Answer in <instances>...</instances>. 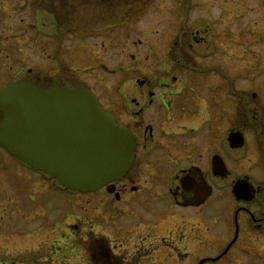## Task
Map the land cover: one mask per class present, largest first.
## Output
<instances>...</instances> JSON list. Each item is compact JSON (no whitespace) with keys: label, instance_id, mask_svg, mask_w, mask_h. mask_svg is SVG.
Instances as JSON below:
<instances>
[{"label":"rangeland","instance_id":"1","mask_svg":"<svg viewBox=\"0 0 264 264\" xmlns=\"http://www.w3.org/2000/svg\"><path fill=\"white\" fill-rule=\"evenodd\" d=\"M14 1L1 0L0 3V85L13 80H30L37 81L35 83L40 86H47L44 83L48 82L49 77L56 76L59 70L55 59L58 55L55 45L58 35L52 37L50 34L53 33L42 32L45 15L40 6L27 9L28 4L25 3L26 10L18 11L11 7ZM68 1L69 8H64L58 19L61 22L68 19L72 29L80 30L65 33L61 40L64 45V74L75 77V81L80 84L88 85L103 103L107 104L108 94L118 93L117 87L120 85L122 91H126L127 86L123 83H135L137 77L155 79L177 76L180 79L175 84L176 88L190 80L189 77H194L196 83L208 85L216 82L217 78L224 80L223 106L226 115L234 107L229 101L232 86L238 92L247 93L246 98L250 103L253 102L256 114L258 109L264 110V24L258 14L257 0H244L242 6L246 4V7H251L250 12L242 10L240 14L235 10L239 0H226L219 5L218 0H193L192 4L189 0H153L142 6L141 3L130 5L132 2L127 4L116 0L111 4ZM46 2L54 5L63 0H45L44 4ZM220 5L225 8L223 14ZM136 8L139 11L134 13ZM86 28L94 29V32H88ZM178 40L179 46L176 44ZM180 46L182 57L185 58V52L187 54L185 66H191V57L202 65L220 63L225 77L217 75L216 69L211 73L199 71L193 75L177 69L172 57L176 51H180ZM60 53L63 54L61 50ZM130 78L132 81H129ZM253 94L256 96L252 97ZM196 98L203 118L207 110L206 103L203 97ZM229 118L227 116L224 126H227ZM190 119L183 118L182 121ZM195 119H198L196 123L199 124L200 117ZM174 129L179 130L177 127ZM186 141L191 144L197 140L193 136ZM245 141L238 150H231L227 146L224 148L226 164L232 172L223 180L225 205L198 212V216L195 213L180 215L174 212L175 208L166 206L158 219V236L162 238L151 244L147 241L138 244L133 239L114 234V228L124 226L127 220L137 222L138 219H129L122 209L119 215L107 209L103 191L70 192L48 176L44 175V179H41L36 176L38 172L26 174V178L16 181L17 207L9 209L6 204L0 208V264H104L85 248L91 227L97 235H107L113 252L124 257L127 264L195 263L194 257L189 255L192 259L185 258V252L196 246V239L177 240L173 228H179L183 221L196 224L203 220L222 219L221 216L218 218L221 210L225 212L233 204L232 179L235 175L249 174L254 178V184L262 181L263 168L258 158L260 149L252 130H246ZM235 156L236 159L233 158ZM17 164L19 161L16 160ZM4 177L0 175V185L8 193L7 182H2ZM24 187H27L25 198L20 196L24 194ZM123 205V209L131 212L145 211L142 204ZM144 205L148 208V204ZM79 219L81 229L75 230L68 225ZM16 224L22 230L21 233L10 229ZM77 241L81 245L76 244ZM168 241L178 242H169L172 244L169 247L165 243ZM176 246L179 247L177 252L173 250ZM254 247L263 250L261 245ZM244 259L245 264L253 263V259ZM244 262L231 258L221 264ZM205 264L220 263L211 261Z\"/></svg>","mask_w":264,"mask_h":264},{"label":"flooded vegetation","instance_id":"2","mask_svg":"<svg viewBox=\"0 0 264 264\" xmlns=\"http://www.w3.org/2000/svg\"><path fill=\"white\" fill-rule=\"evenodd\" d=\"M20 1H14L11 7L20 11L26 10L25 3L28 4L27 9L29 7L37 9V6H40L45 15V20L42 22L44 26L42 32H51L53 33L50 34L52 37L58 35V41L55 43L58 55L55 59L59 66V72L60 69L65 68V60L62 58L64 45L61 44V40L66 35L65 33L80 30L72 29L67 21L68 19L62 22L58 19L63 9L69 8L70 2L63 0L62 3L57 2L52 5V2L44 4L45 0H23L21 3ZM84 1H99L105 4L113 2V0ZM116 1L127 4L132 2L130 5L141 3L142 6L153 0ZM192 1L189 0V3L192 4ZM224 1L226 0H218L217 4H224ZM243 1H238L239 6L235 8L237 14H240L242 10L250 12L251 7H246V4L242 6ZM256 4L259 5L258 14L261 17L262 24H264V0H257ZM220 6L223 14L225 8L223 5ZM134 10V13H136L139 8ZM67 14L69 15L70 12H67ZM48 26L52 27L49 28ZM86 29H88V32H94V29ZM60 50L63 54L60 53ZM197 62L191 57V66H185L186 62L173 60L177 69L183 70L190 75L199 71H209L211 73L216 69L217 75L225 77L224 68L220 67V63L202 65L199 62L197 64ZM62 75L60 79H63L64 84H79V82L75 81V77ZM179 79L177 76H163L155 79L137 77L135 83L134 81L123 83V85L127 86L126 91H122V85H120L117 87L118 93L108 94L106 98L107 104L103 103L98 94L95 93L98 104L105 114L116 124L124 127L134 135L136 143L134 159L130 169L122 177L89 193L103 191L107 209L115 211L117 215L122 209L123 213H127L129 219L139 220L137 222H132V220L128 222L127 220L124 226L114 228L115 235L133 239L138 244H144L145 241L151 244L156 239L160 240L162 238L158 236V230H160L158 219L163 208L173 207L175 208L174 212L180 215L183 213H195V216H198V212L203 213L209 208L225 205L223 180L232 172H230L231 170L226 164L224 148L227 146L231 150L240 149L246 142V130H252L257 137L260 149L258 158L263 168L262 181L254 184L252 182L254 178L249 174L243 176L233 175L232 185L236 180H247L250 190L248 192L240 191L238 197L232 193L233 204L231 209L229 207L225 212L222 209L221 215H218V218L221 216L222 219L203 220L196 224L183 221L179 228L175 227V230L173 228V233L177 240L191 241L192 238L196 239V246H193L192 249L188 247L191 251L185 252L186 256L184 255L187 259L194 257L195 263L193 262V264H205L211 261H218L221 264L230 261L231 258L244 262L246 257L250 260L253 259L252 264H264V112L258 109V114L254 115L251 113L250 115L244 110L242 111L236 88L232 86L229 92V101L234 107L229 109V114L226 115L223 106L225 104L224 80L217 78L216 82L208 85L202 82L196 83L197 81L194 77H189L192 81H185L182 86L180 85V88H176L175 84ZM129 81H132V79L130 78ZM44 84L55 86L59 85V81L52 76ZM86 86L88 87V85ZM196 97H203L206 103L207 110L203 118L200 116L202 110H200L201 106ZM245 102L250 110L256 113V108L252 106L253 102ZM227 116L230 118L227 121V126H224ZM196 117H200L199 124L196 123L198 120L195 119ZM183 118L191 119L182 121ZM173 124L175 125L173 126ZM255 126H258V131ZM174 127L179 130L174 129ZM231 131H240L243 134L244 142L240 147L232 148L229 145L228 134ZM193 136L196 137L197 141L189 144L186 139ZM1 148L0 175L5 176L2 182H7L6 189L9 191L5 193V189H2V185H0V195H3V197H0V208H4L7 204L9 209H15L17 207L15 204L18 201L16 197L17 179L25 177L30 172H38L36 176L44 179V174L22 163L8 152H4V148ZM220 158L228 169V173L224 176L215 173L213 170V160ZM233 158L236 159L237 156ZM16 160L19 161L17 165ZM12 179L13 181H11ZM25 189L27 190V187L22 188L24 194L20 195L23 198L27 197ZM22 202L23 200H21ZM116 203H121V205L115 206ZM145 203L148 204V208L144 205ZM123 204L127 206L142 204L144 208L140 206L145 211L131 212L123 209L125 207ZM80 224V219L73 223H68L75 230L81 229ZM10 229L20 233L22 231L19 230L17 224L15 227L11 226ZM89 232L90 236L86 240L87 245L85 248L88 249L91 256H98V259L102 260L104 264H127L124 257L113 252L110 242L107 240V235H97V232L92 227ZM216 238L220 242L215 241L217 240ZM169 242L178 241L165 243L168 246L172 245ZM76 244L81 245L79 241ZM249 245L252 246L249 247ZM254 245H261L263 250L255 248ZM177 247L173 249L175 252H177ZM189 255L192 258H189ZM229 256L230 258L227 259L226 257ZM242 264H245V262Z\"/></svg>","mask_w":264,"mask_h":264},{"label":"water","instance_id":"3","mask_svg":"<svg viewBox=\"0 0 264 264\" xmlns=\"http://www.w3.org/2000/svg\"><path fill=\"white\" fill-rule=\"evenodd\" d=\"M254 95V94H253ZM232 148L244 142L231 131ZM136 139L99 107L89 88L39 86L17 80L0 87V146L71 191H91L123 176L134 158ZM215 173L226 175L223 160H213ZM247 180L232 191L248 192Z\"/></svg>","mask_w":264,"mask_h":264},{"label":"trees","instance_id":"4","mask_svg":"<svg viewBox=\"0 0 264 264\" xmlns=\"http://www.w3.org/2000/svg\"><path fill=\"white\" fill-rule=\"evenodd\" d=\"M176 44H177V46L180 45L179 40L176 41ZM181 46L178 47L179 50L181 49ZM182 53H183L182 50L176 51L175 55H173L172 58H174L176 62H184L186 60L187 54L185 52V54L183 55V56H185V58H183L182 57ZM64 71H65L64 68L60 69V71L56 74V76H54V79H57L59 81V84H64L63 83V79L62 78L60 79L61 75L64 74ZM237 94L239 96L238 100L241 102L240 104L242 105L241 110L242 111L244 110L246 113H248L250 115H251V113H253L255 115L256 113L253 110L251 111L250 108L248 107V104L245 102V101L248 102V99L246 98L247 97V93L239 91ZM255 128L258 131V126H255Z\"/></svg>","mask_w":264,"mask_h":264}]
</instances>
